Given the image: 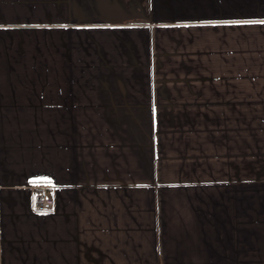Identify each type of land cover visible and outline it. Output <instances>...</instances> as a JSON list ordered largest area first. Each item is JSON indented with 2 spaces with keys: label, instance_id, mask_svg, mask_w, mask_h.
<instances>
[{
  "label": "crops",
  "instance_id": "crops-1",
  "mask_svg": "<svg viewBox=\"0 0 264 264\" xmlns=\"http://www.w3.org/2000/svg\"><path fill=\"white\" fill-rule=\"evenodd\" d=\"M0 264H264V0H0Z\"/></svg>",
  "mask_w": 264,
  "mask_h": 264
},
{
  "label": "built area",
  "instance_id": "built-area-1",
  "mask_svg": "<svg viewBox=\"0 0 264 264\" xmlns=\"http://www.w3.org/2000/svg\"><path fill=\"white\" fill-rule=\"evenodd\" d=\"M41 192L33 202V209L36 212H47L51 211L55 207V201L53 197L48 194V185L40 186Z\"/></svg>",
  "mask_w": 264,
  "mask_h": 264
}]
</instances>
